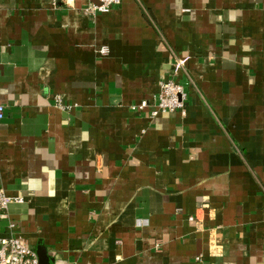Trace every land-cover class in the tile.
<instances>
[{
    "label": "crops",
    "instance_id": "obj_1",
    "mask_svg": "<svg viewBox=\"0 0 264 264\" xmlns=\"http://www.w3.org/2000/svg\"><path fill=\"white\" fill-rule=\"evenodd\" d=\"M92 1L0 0V188L26 200L0 239L53 264H264V0ZM175 55L185 114L134 109Z\"/></svg>",
    "mask_w": 264,
    "mask_h": 264
},
{
    "label": "built area",
    "instance_id": "obj_2",
    "mask_svg": "<svg viewBox=\"0 0 264 264\" xmlns=\"http://www.w3.org/2000/svg\"><path fill=\"white\" fill-rule=\"evenodd\" d=\"M122 0H97L90 2L84 9L85 13L95 16L98 13H108L113 8L119 6ZM102 55L108 54L107 46L101 47L99 50ZM191 55L178 56L175 55L171 62L170 76L161 82L160 91L153 102L143 100L134 109L151 108V117H157L164 113H173L181 111L185 114L187 92L177 77L186 69ZM58 104L62 106L59 99ZM4 117V105L0 104V119ZM22 196H11L0 188V217H6L7 210L13 204L25 203ZM146 220H139L138 225L146 224ZM13 226V225H12ZM200 259V257H197ZM0 264H41L38 252L20 235L5 236L0 239Z\"/></svg>",
    "mask_w": 264,
    "mask_h": 264
},
{
    "label": "water",
    "instance_id": "obj_3",
    "mask_svg": "<svg viewBox=\"0 0 264 264\" xmlns=\"http://www.w3.org/2000/svg\"><path fill=\"white\" fill-rule=\"evenodd\" d=\"M37 252H38L41 264H53L54 263V259L52 256L48 254L47 249L40 247L38 248Z\"/></svg>",
    "mask_w": 264,
    "mask_h": 264
}]
</instances>
